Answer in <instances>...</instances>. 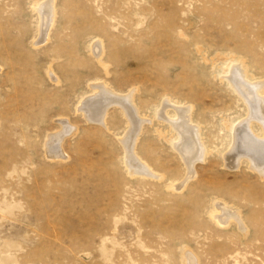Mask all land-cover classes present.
Returning a JSON list of instances; mask_svg holds the SVG:
<instances>
[{
    "label": "rangeland",
    "instance_id": "obj_1",
    "mask_svg": "<svg viewBox=\"0 0 264 264\" xmlns=\"http://www.w3.org/2000/svg\"><path fill=\"white\" fill-rule=\"evenodd\" d=\"M34 1L0 0V264H186L184 253L196 264H264V180L245 163L234 172L223 166L227 127L246 108L220 78L242 60L264 80V0H186V9L178 0H55V27L41 49L33 48ZM172 19L194 27L172 32ZM98 38L107 73L89 49ZM92 81L134 89L146 120L135 152L162 181L126 173L120 109L108 110L105 127L75 111ZM164 99L192 107L208 151L178 192L169 187L184 181L185 164L173 131L155 118ZM59 116L76 132L62 142L67 159L51 162L43 144ZM220 201L239 212L245 235L211 221Z\"/></svg>",
    "mask_w": 264,
    "mask_h": 264
},
{
    "label": "bare ground",
    "instance_id": "obj_2",
    "mask_svg": "<svg viewBox=\"0 0 264 264\" xmlns=\"http://www.w3.org/2000/svg\"><path fill=\"white\" fill-rule=\"evenodd\" d=\"M54 2L55 0H35L31 6L32 12L35 13L37 17V35L33 41L34 49L46 47L50 41V34L55 27L57 17V10ZM177 3L181 4L180 7L182 9L190 7L189 1L186 0H178ZM168 4V2L162 3V6H167ZM174 4L176 3L172 0L169 7ZM160 16L162 15L160 14ZM195 16L200 18L201 22L206 20L201 15ZM162 17L164 18V16ZM147 20L146 18L144 22L148 24L146 26H150L152 22L148 23L149 20ZM194 21L196 22V20ZM172 22L174 25L169 27L172 32L178 28L179 31H187L188 33L194 27L193 20L191 19L182 20V23L177 19H172ZM134 30L139 29L133 28V31ZM147 30L148 29L145 27L138 32L144 33L147 32ZM98 39L90 44L89 49L94 59H96V63L102 66V69L107 73V65L102 62L104 42ZM184 42H186L185 39ZM194 43H197L196 40L195 42L193 41V44ZM197 50L199 51L200 48ZM226 67L227 69L223 73V77H220L221 81L224 82L232 93L244 104L246 114L243 119L227 127L230 131V135L228 145L222 155L223 166L226 170L234 172L242 163H245L249 171L264 180V80H257L249 74L242 60L229 62ZM46 75L50 83L58 86L61 84L60 76L58 77L51 66L47 68ZM88 89L89 93L83 95L76 103L75 111L80 114L87 123L105 127V118L108 110L110 108L120 109L123 118L128 124V127L126 126L128 128L127 131L119 139L124 153L123 165L126 173L130 177L154 182L162 181V176L153 172L148 164L144 163L135 152L139 135L141 134L142 127L146 120L143 119L144 117L141 118L142 116L139 117V110H137L133 103L134 89L130 90L128 93L121 94L113 91L102 81L90 82L88 84ZM191 108L190 106L180 107L171 103L169 99H164L159 109L155 112V118L166 122L173 131L175 140L171 144V147L178 156H181L179 157L184 161L186 168L184 181L179 184L170 185L169 189L174 192L183 190L184 185L188 183L187 181L194 178L195 165L199 162H203L208 153L206 147L201 142L199 127L192 123ZM170 111L174 115L173 118L170 117L171 119H169L168 114ZM54 122L57 129L46 134L43 144V153L48 161L63 162L67 157L62 148V142L73 136L76 132V128L63 116L57 117ZM253 127L258 128L259 135L253 131ZM213 207L209 217L217 227L226 228L233 223L243 235L246 234L244 228L245 224L240 218L238 211L232 209L233 207L231 208L224 201L215 202ZM184 257L186 258V264H196V259L190 254L184 253Z\"/></svg>",
    "mask_w": 264,
    "mask_h": 264
}]
</instances>
